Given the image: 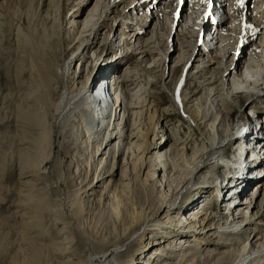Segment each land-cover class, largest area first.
I'll return each mask as SVG.
<instances>
[{
	"label": "rangeland",
	"instance_id": "rangeland-1",
	"mask_svg": "<svg viewBox=\"0 0 264 264\" xmlns=\"http://www.w3.org/2000/svg\"><path fill=\"white\" fill-rule=\"evenodd\" d=\"M96 1L91 0L86 4V0H0V16L2 17V20L0 19V264H25L23 239L26 241V237L23 232L26 226L23 225L21 218L16 215L15 207L11 205L26 197L33 198L45 192H48L53 200L62 204L65 213L71 217L75 229H79L81 226L89 238L111 242L110 245L113 246L122 245V241H124L123 238L127 234L124 223L129 222L134 216H138L136 212L138 213L140 210L152 211L164 198L170 202L176 200V207L182 205L184 211L181 216L186 212L191 215L192 212L190 211L193 210L192 217H194L202 206L209 203L210 208L207 212L213 213L216 218H221L222 221L232 218L230 212L223 207V198H230L227 196L231 194L229 191L233 187L232 184L226 185L220 192L205 193L196 202L194 200L198 195L190 200L184 196V190L187 186L182 191L180 190L182 186L176 189L177 183L184 182L183 180L189 176L192 165L191 155L199 152L203 149V145H206L205 138L201 136L199 131L193 129L188 117L183 111L179 112L175 107L176 102L173 93L181 81L180 79H182L180 75L184 63L176 65V73L171 78V82L165 84L169 80L167 77L173 65L171 56L174 48L176 49L174 57L179 60L178 48L191 40L194 44L193 40H198V38L201 40L204 34L201 24L194 30L195 39L187 38V36L185 38L184 34L179 32L180 26L177 24L179 16L183 13L184 15L186 13L187 16L188 9L186 8L189 6V0H179L178 14L173 22V29L170 32L171 41L168 46L165 39L168 38L167 30L172 19L169 24H164L156 32L158 33L156 40L158 47L157 49L153 47L157 50L154 53V59L157 58L156 61H153L155 66L151 61L152 57L146 62L137 59L139 55H133V46H125L123 42L129 34L128 25L139 30L144 28V20L147 21V28L142 40L151 35L150 32L155 20H150L149 11L146 13L143 9L140 12V17L139 13L129 12L128 7L120 5L113 12H109L105 10V7L110 4L111 0H101L97 12L88 17V13ZM244 1L247 2L248 0ZM163 2H167V0ZM247 4L251 6V2ZM228 5L229 2L226 3L229 17ZM198 13L199 17L203 18L204 15L208 17L209 14L206 13V10L204 12L199 10ZM105 15L106 19L103 20ZM130 16L136 17V19H131ZM217 20L218 18H215L214 21ZM125 21H127L126 23L133 21V23H128L125 27L123 23ZM199 29L200 36L198 37ZM232 39L235 42L237 40L236 37ZM91 42L93 44L89 46ZM259 42V36L252 39V36L248 35L239 42L237 50H235L236 45H232L229 47L232 49L228 58L229 62L234 60L235 63L242 59V64H246L250 51ZM148 45L153 46L155 44ZM128 48L129 50H127ZM32 51L36 52L40 58H46L53 62L55 64L53 69L56 72L58 70V75L62 71L63 63L67 62L68 65L70 62L66 73L70 84L74 85V81L75 84L78 83L75 87H79V85L95 87L104 77L110 76L108 80L114 84L112 92L116 91L115 93L118 95L121 90L127 88L129 99L134 98L135 102H138L139 108H135L137 112L134 116H130L127 124L129 128H126V134L133 131L135 137L132 138V154L125 153V163L122 158L123 155L119 158L117 155L114 157V150L117 146L119 147V143L115 144L114 140L110 145L112 151L108 160V167L111 170V180L115 185L121 184L118 186L121 195L118 200L119 207L115 212L113 211L115 206L113 199L104 201L98 193L94 197L90 196L83 199L86 202L84 205L78 203L79 191L75 189L79 184V179L72 180V183H68L67 180L74 171L77 164L76 159L80 158L83 160L82 166L79 167L83 172L82 179L87 178L89 182L84 188L91 184L95 177V170L89 168L90 163L87 162L91 152L83 154L84 149L81 142L75 143V145L71 142L69 145H63V141L68 135H60L58 129L55 128L51 114L46 115L43 109L38 108L36 110L31 107V95L34 97L38 91L44 92L38 89L37 85L30 86L29 83L30 75L36 72L34 66H38L35 58L31 56ZM195 52L196 50L193 52L188 66H191ZM212 57L213 62L218 60L219 63L223 62L219 56H211L210 59ZM150 62L152 63L150 64ZM223 63L225 66V62ZM198 66L197 63V68L190 67L192 73L187 81V92L188 95H192V93L200 91L198 95L205 96L206 92L202 89L201 83L211 75L219 77L222 69L218 68V63H213L212 67L214 68L209 71L206 68L199 71ZM36 82L38 83V79ZM244 99L248 101L247 96ZM244 103V105L232 104L231 111L224 122L225 128L230 129L226 137V141L230 139V142H225L222 147L224 156L226 154L225 159L233 157L235 147L232 143L238 141L240 130L245 132L248 127L250 128V125H252L250 129L253 130V125L257 121L248 122L254 118L249 117L250 113L251 115L253 113L255 117L264 114V103L257 102L254 108L247 107L248 103ZM253 110L255 111L249 112ZM87 117L91 119V114ZM131 122L134 123L135 127L130 126ZM31 125H34V128H31ZM163 125H166V130L161 129ZM244 127L246 128L243 129ZM235 131H238L236 136L234 135ZM106 138L107 141L109 136ZM184 145L187 146L185 150L182 149ZM60 147L63 150H60ZM28 149L31 151L29 152ZM107 149L108 147L104 151ZM153 153L163 154L167 160L169 165L167 175L170 176L169 186L161 187L158 186L160 183H154L161 180L163 173L158 167H155ZM148 157L152 158L147 159ZM244 158L242 157V160ZM145 160L147 161L146 166L141 168V163ZM69 168L70 172H68ZM255 168L257 165L250 167L252 172ZM225 169L228 175L230 172L227 168ZM123 171L126 176L124 180H121ZM222 172L217 168L211 171L203 169L200 171L199 177L200 180H204L206 175H212V181H220ZM21 173H43V176L49 177L48 180L51 182H42L41 184H44L43 190L34 189L31 194L26 195L27 193L21 190L23 187L19 183ZM149 173L152 174L150 177L147 176ZM104 180L103 184L94 181L93 184L96 183V187L93 190L101 192L102 187L100 186H106L110 177L107 176ZM31 182L34 183L33 180L29 181V183ZM195 184L197 187L199 186L198 181ZM253 190L249 191V196ZM263 193L264 186L261 188L260 195L256 193V201L261 200ZM245 197L247 195L244 197L240 195L239 199L244 200ZM225 203L229 202L225 201ZM53 206L51 205L52 208ZM43 207L48 208L45 205ZM222 208L226 210H222ZM121 213L126 215L123 224L119 219ZM179 214L171 215L172 219L176 218L177 220ZM162 215L159 217L161 218ZM57 217L58 215L52 212L48 217V222L52 224ZM60 227L57 225L56 228ZM121 233H125V235L120 237ZM254 234L263 237L255 245L259 247V244L264 243V230L260 226L247 233V236L243 233L244 240L242 233L232 235L215 233L212 235L213 238L203 237L205 241L200 244L201 246H198L195 240L192 241L193 238L191 237L185 238L179 244L167 242L170 249H164L165 244L156 247L162 255L159 256V261L153 263L181 264L180 259H184L182 264H233L241 257L246 238ZM134 238L127 240L122 247L119 254L123 257H118L119 254L114 257L121 262H126L133 255V260L144 264L146 258L143 259L136 253L143 244L146 245L149 242V238H153V235L145 233L139 241L140 244L142 242V245L135 246L129 252L128 247L137 242L138 236ZM208 241L212 244L206 245L205 242ZM76 244L78 249H85L83 240H79ZM188 244L193 245L192 249L187 250L182 255V248ZM221 244L226 247H219ZM153 248L155 247L150 248V250ZM105 249L107 248H95L89 253H99ZM147 252L149 253V250ZM168 255L174 256V259L165 258ZM113 260L116 261L115 258ZM256 264H264V258Z\"/></svg>",
	"mask_w": 264,
	"mask_h": 264
},
{
	"label": "bare ground",
	"instance_id": "bare-ground-1",
	"mask_svg": "<svg viewBox=\"0 0 264 264\" xmlns=\"http://www.w3.org/2000/svg\"><path fill=\"white\" fill-rule=\"evenodd\" d=\"M90 1L86 0V4ZM163 1L111 0L110 4L105 7V10L113 12L120 5H124L129 8V12L139 13L140 17V12L143 9H145L146 13L149 11L148 17L150 20H155L150 32L151 35L145 40H142V36L146 34L145 29L147 28V21L144 20V28L139 30L133 28L132 25H128L129 34L127 35V39L123 41L125 46H133L134 49L132 51L134 53H130H133V55L138 54L139 57L137 59H141L143 62L148 61L151 57L152 62L157 60V58L154 59V53L157 50L153 49V47L156 49L158 47L156 46V40L158 39V33L156 32L164 24H169L172 19L171 25L167 30L168 38L165 39L166 45L168 46L171 41L170 32L173 29V22L178 14L177 5L179 0ZM211 1L212 6L209 9L208 17L204 15L203 18L198 15L199 10L202 8L203 0H189V6L186 8L188 9L187 16L186 13L185 15L184 13L183 15L180 14L177 24L180 26L179 32L181 31L185 38L187 36V38L195 39L193 33L195 28L200 24L203 25L205 36L203 34L201 40L199 38L198 40H193L195 42L194 44L192 40L183 43L178 48L179 60L174 57L176 52L174 48L171 56L173 65L167 77L169 80L165 84L171 82V78L176 73V65L178 63H184L185 65L180 75L182 79H180L181 81H179L173 93V98L176 102L175 107L179 112L183 111L188 117V121H190L193 129L199 131L201 136L206 140V145H203V149L201 148L202 150L191 155L192 165L189 170V176L186 180H183L184 182L181 183L180 181L177 183L176 189L182 186L180 189L182 191L187 186L184 190V196H187V200H190L192 197L194 198V196L198 195L194 200L196 202L201 195L207 194L208 192H220L226 185L232 184L233 187L229 191L231 194L227 196L230 198L226 199L232 202L237 198L236 203L233 208L223 205L230 212L232 218L226 221H222L221 218H216L213 213L207 212L210 208L209 203H207L208 205L205 204L202 206L194 217H192L193 210L190 211L192 212L191 215L189 213V215L187 214L188 216L185 214L181 216V213L184 211L182 205L176 207V200L170 202V200L164 198L152 211L140 210V212H136L138 216H134L129 222L124 223L126 215L121 213L119 219L122 222L121 224H125L127 234H120V237L125 235L122 245L113 246L110 245L111 242H102L89 238L85 235V231L81 226H79L80 230L75 229L71 222V217L65 213L61 206L62 204H59L57 200H53L48 192H45L33 198L26 197L11 205L15 207L16 215L21 218L23 225L26 226L23 232L26 237V241L23 239V259L25 264H90L95 262L98 264H140L139 261L133 260V255L126 262H121L114 256L120 253L127 240H133L136 236H138L137 242L132 243L128 247L129 252L135 246L142 245V242L140 244L139 241H141L145 233H151L153 238H149V242L146 245L143 244L136 254L137 256H142L143 259L146 258V261L143 262L144 264H154L153 262L159 261V256L162 255L156 247L165 244L164 249H170L167 246V242L179 244L185 238L191 237L193 238L192 241L195 240L197 245L201 246L200 244L205 241L203 237H212L215 233L229 235L242 233V239L244 240L247 233L253 231L255 228L260 226L264 230V193L260 201H256L255 199L256 193L260 195L261 188L264 186V160H254L250 165L247 162L253 161L255 159L254 156L247 159V162L244 159L242 160V157H245L244 154L248 152L244 151L251 146L250 140L259 133V131H255L259 122H255L256 124L253 125V130L249 127L245 132L240 130V136L237 139V146L234 148L233 157L225 159L226 154L224 156L222 150L223 144L230 142V139L226 141L230 129L225 128L224 122L231 111L232 104L244 105V102H247V107L254 108L255 103H264V0H248L247 2L243 0V4L239 0ZM100 2L101 0L96 1L88 13V17H91L97 12ZM227 2H229V17L226 9ZM250 2L251 6H248L247 3ZM206 7L207 2H205L202 12L206 10ZM130 18L136 19V17L132 18L131 16ZM215 18H218L216 22L214 21ZM104 19H106V15ZM126 22H123L125 27L126 24L133 23V21ZM197 34L199 37L200 29ZM248 35L252 36V39L259 36L260 42L250 51L246 64H242L241 58V60L235 63L234 60L229 62L228 58L232 51L229 47L236 45L235 50H237L239 42L244 40ZM234 37L237 38L236 42L232 39ZM152 43L155 45H148ZM92 44L93 42L89 46H92ZM195 50L193 62L190 64L191 66H188V62ZM31 56L35 58L38 66H34L36 72L29 77L30 86L37 85L38 89L45 92L38 91L34 97L31 95V107L36 110L38 108L43 109L46 115L51 114L55 122V128L58 129L60 135H68L64 139L63 145H69L70 142L75 145V143L81 142L84 149L82 153L91 152L89 160L87 161L90 163L89 168L95 170V177L91 184L84 188L89 182L87 178L82 179L83 172L79 167L82 166L83 160L80 158L76 159L77 164L76 166L74 165V171L67 180L68 183H72V180L79 179V184L75 189L79 191L78 203L84 205L86 202L83 199H87L90 196L94 197L98 193L104 201L113 199L115 202L113 211L115 212L119 207L118 200L121 195L118 191V186L121 184L115 185L111 180V170L108 167V160L110 159L112 151L110 145L114 140L115 144L119 143V147L117 146L114 150V157L117 155L119 158L123 155V161L125 159V153L132 154V138L135 137V132L128 130L129 133L126 134V128H129L127 124L130 116H134L137 112L135 108H139L138 102H135L134 98L129 99L127 88L121 90L118 95H116V91L112 92V86L114 84L108 80L110 76L104 77L95 87L91 85L89 87H82V85L75 87L78 83L75 84L74 81V85L70 84L67 78L66 69L69 67L70 62L68 65L67 62L63 63L62 71L58 75V70L56 72L53 69L55 68L53 62L48 61L46 58H40L34 51H32ZM211 56L221 57V60L225 62V66L223 62L219 63V60L213 62V57L210 59ZM197 63L199 64V71L202 68H206L209 71L214 68L212 67L213 63H218V68L222 69L219 77L211 75L201 83L202 89L206 92L205 96L198 95L200 91L192 93V95H188L187 92V81L192 73L190 67L197 68ZM122 75L124 74L122 73ZM36 79H38V83ZM246 96L248 101L244 99ZM90 114L91 119L87 117ZM130 126L133 127L134 123L131 122ZM31 128H34V125H31ZM161 129L166 130V125L161 126ZM260 129L262 128L260 127ZM236 133L238 131H235L234 135ZM245 133H248V137L244 135ZM262 135L264 137V134ZM107 136L109 138L106 141ZM260 145L259 154L261 158H264V145H262V142ZM106 147L108 149L104 151ZM182 149H187V146L184 145ZM60 150H63V148L60 147ZM28 151L30 152L31 149H28ZM102 155L104 157H100ZM152 157L155 167H158L163 173L161 180L154 183H160L158 186L161 187L169 186L170 176L167 175L169 173V165L165 156L163 154L157 155L153 153ZM152 157H148L147 159H151ZM146 162V160L142 161L141 168H145ZM254 164L257 165V168L252 172L250 167L255 166ZM214 168L224 172H222L223 175L220 181H212V175H206L207 177L204 180H200L199 174L201 170L207 169L211 171ZM225 168L230 172L228 175ZM68 172H70V168ZM124 173L123 171L121 180L125 179L126 175ZM150 175L152 174H147L149 177ZM107 176L110 177V180L106 186H100L102 187V191H94L93 189L96 187V183L103 184ZM48 179L50 178L44 177L43 173H21L19 183L23 187L21 190L26 192V195H29L34 189L43 190L44 184L42 185L41 183L51 182ZM30 180H33L34 183H29ZM94 181H96L95 184H93ZM197 181L199 182L198 187L195 184ZM251 190L253 192L249 196L248 194H250L249 191ZM240 195L243 197L247 195V197L243 198L244 200H240ZM223 199L224 201L226 200L225 198ZM43 205L48 208H44ZM51 205H54L53 208ZM225 208H222V210H226ZM52 212L58 215V217L50 224L48 217ZM161 214L163 215L160 218L159 216ZM175 214H179L177 220L176 218L172 219L171 215L174 216ZM57 225L61 227L56 228ZM243 233H245V236H243ZM261 239L263 237L259 234H254L246 238L241 257L234 261L233 264H256V262L264 258V243L259 244V247L255 246ZM79 240H83L85 245L84 250L77 248L76 243ZM205 244L212 243L208 241ZM103 247L107 249L99 253H89L90 250ZM152 247L155 248L150 250ZM192 247V244L185 245L182 248V255L187 250L192 249ZM219 247L226 246L221 244ZM148 250L149 253L147 252ZM118 257H123V255L119 254ZM114 258L116 261L113 260ZM165 258L174 259V256L168 255ZM183 260L180 259L181 264Z\"/></svg>",
	"mask_w": 264,
	"mask_h": 264
},
{
	"label": "snow or ice",
	"instance_id": "snow-or-ice-1",
	"mask_svg": "<svg viewBox=\"0 0 264 264\" xmlns=\"http://www.w3.org/2000/svg\"><path fill=\"white\" fill-rule=\"evenodd\" d=\"M239 2H240L241 4H243V0H239Z\"/></svg>",
	"mask_w": 264,
	"mask_h": 264
}]
</instances>
